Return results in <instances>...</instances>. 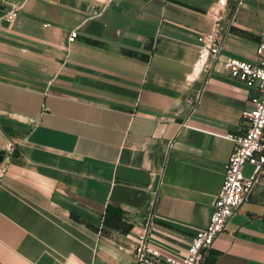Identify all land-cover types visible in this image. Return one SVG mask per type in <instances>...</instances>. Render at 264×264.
<instances>
[{
    "label": "crops",
    "instance_id": "obj_1",
    "mask_svg": "<svg viewBox=\"0 0 264 264\" xmlns=\"http://www.w3.org/2000/svg\"><path fill=\"white\" fill-rule=\"evenodd\" d=\"M215 3L0 0V264H138L153 195L151 241L185 253L252 106L221 61L194 67ZM223 15L222 57L255 64L264 0ZM202 264H264V167Z\"/></svg>",
    "mask_w": 264,
    "mask_h": 264
},
{
    "label": "built area",
    "instance_id": "obj_2",
    "mask_svg": "<svg viewBox=\"0 0 264 264\" xmlns=\"http://www.w3.org/2000/svg\"><path fill=\"white\" fill-rule=\"evenodd\" d=\"M227 0H216L209 14L213 20L212 29L202 37L198 57L194 63L197 71L206 70L214 60L222 62L231 77L245 83L251 91L249 109L242 112L245 125L238 128L237 133L227 135L234 142V147L224 165V176L221 187L212 201L209 221L203 228L196 229L186 251L181 256L163 253L151 241L150 234L157 217V196L148 201L143 227L136 234L134 253L138 264H202L207 250L213 241L226 228L229 219L243 203L247 202L257 182L258 175L264 167V41L257 45V62L250 64L234 58H223L221 55L223 32L230 26L223 23V10ZM14 16V10L7 18ZM77 36V30L70 31L68 41ZM12 152L7 145L0 160V176L7 170L8 158ZM252 165L250 175H244L242 166Z\"/></svg>",
    "mask_w": 264,
    "mask_h": 264
},
{
    "label": "water",
    "instance_id": "obj_3",
    "mask_svg": "<svg viewBox=\"0 0 264 264\" xmlns=\"http://www.w3.org/2000/svg\"><path fill=\"white\" fill-rule=\"evenodd\" d=\"M2 154H3V151H0V160H1V158H2Z\"/></svg>",
    "mask_w": 264,
    "mask_h": 264
}]
</instances>
